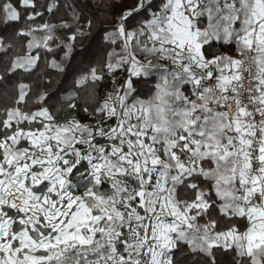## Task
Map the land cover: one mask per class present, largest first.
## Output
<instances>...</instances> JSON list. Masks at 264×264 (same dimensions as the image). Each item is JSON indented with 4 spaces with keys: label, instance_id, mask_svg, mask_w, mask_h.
I'll use <instances>...</instances> for the list:
<instances>
[{
    "label": "snow or ice",
    "instance_id": "snow-or-ice-1",
    "mask_svg": "<svg viewBox=\"0 0 264 264\" xmlns=\"http://www.w3.org/2000/svg\"><path fill=\"white\" fill-rule=\"evenodd\" d=\"M86 12L0 0V264H264V0Z\"/></svg>",
    "mask_w": 264,
    "mask_h": 264
},
{
    "label": "trees",
    "instance_id": "trees-1",
    "mask_svg": "<svg viewBox=\"0 0 264 264\" xmlns=\"http://www.w3.org/2000/svg\"><path fill=\"white\" fill-rule=\"evenodd\" d=\"M65 0H60V3H64ZM68 3H77V4H82L87 2L88 7L91 9V12H86L85 17H95L94 19V27L92 29V36L88 39H85L82 43L84 45H91L94 51H100L101 54L103 53V44L101 41V36L103 35L102 29L108 28L110 26V22L107 20L106 17L102 16L101 13L106 10V4L108 0H105L104 4H101L100 0H67ZM116 6L118 8L119 6V0H115ZM99 5V6H98ZM48 22L50 24L56 25L57 27L53 30V34L56 37L54 42H50L51 47L54 49L58 44H61L62 42L66 43L68 42V36L72 32V28H63L60 27V24L62 21H67L69 24L73 25V27L76 26H83L86 24V19H81L79 21V25H77V22L74 20L73 15H72V10L69 8H60L59 11L53 13H45L44 19L43 20H37V23H44ZM2 29H0V33H2ZM43 35L41 32H37L36 36L39 38ZM81 43L77 44V49L81 47ZM109 51L111 49H108ZM117 51L119 49L117 48ZM22 54V53H18ZM42 57H46L47 59H52L51 54H47L45 52H41ZM57 55H62V53L58 52ZM7 59V58H4ZM51 71L50 69H47L44 60L42 59L41 61V72L39 75H43L45 72ZM35 79V77H33ZM111 85L107 82L101 84L99 86V90L102 92L105 88H110ZM177 258L180 259L182 258V255L180 253H177ZM221 264H229L230 262V257H220Z\"/></svg>",
    "mask_w": 264,
    "mask_h": 264
}]
</instances>
